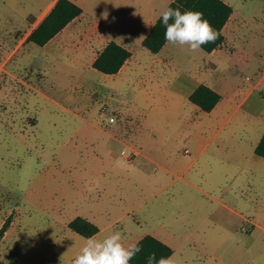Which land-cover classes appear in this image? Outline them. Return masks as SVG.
I'll return each mask as SVG.
<instances>
[{
  "label": "rangeland",
  "instance_id": "374dc122",
  "mask_svg": "<svg viewBox=\"0 0 264 264\" xmlns=\"http://www.w3.org/2000/svg\"><path fill=\"white\" fill-rule=\"evenodd\" d=\"M52 1L0 0V62L13 51L0 65V264H73L78 216L125 248L158 236L175 264H264V159L251 150L264 82L248 92L264 73V0H226L213 55L141 45L172 0H75L81 16L44 46L24 42ZM111 41L131 54L121 79L92 67ZM206 79L227 104L218 115L184 94Z\"/></svg>",
  "mask_w": 264,
  "mask_h": 264
},
{
  "label": "trees",
  "instance_id": "16d2710c",
  "mask_svg": "<svg viewBox=\"0 0 264 264\" xmlns=\"http://www.w3.org/2000/svg\"><path fill=\"white\" fill-rule=\"evenodd\" d=\"M166 8H178L182 14L186 11L203 14L202 19L207 20L212 29L218 33L215 42L201 45L203 51L210 53L223 44L225 38L222 29L233 12L232 7L223 0H172ZM82 12V8L70 0H55L47 13L25 37L24 42L44 46ZM169 23H173V20L170 19ZM165 31L166 28L160 14L143 38L141 45L149 52L157 54L167 43ZM129 58L130 52L126 48L111 41L97 54L92 67L103 74L113 75L119 72ZM220 98V94L216 91L204 84H199L189 95L188 100L201 111L210 112L220 101ZM254 153L256 156L264 158V132ZM9 223L10 220L7 219L0 228V238ZM68 228L84 238L94 237L99 232V228L94 223L81 216L71 220L68 223ZM134 245H137L141 251L129 261V264H147L148 256L151 253L156 254L157 260L161 257L168 259L173 253L170 246L151 235L143 236Z\"/></svg>",
  "mask_w": 264,
  "mask_h": 264
},
{
  "label": "clouds",
  "instance_id": "9594fccd",
  "mask_svg": "<svg viewBox=\"0 0 264 264\" xmlns=\"http://www.w3.org/2000/svg\"><path fill=\"white\" fill-rule=\"evenodd\" d=\"M202 13L181 11L166 8L161 13L162 23L166 28L165 40L172 45L181 47L187 45L189 51H200L201 45L213 43L217 39L216 33L207 20L202 19ZM173 23H169V20ZM145 38L141 37L140 39ZM85 239V238H82ZM141 249L137 245L125 248L121 243V233L116 232L103 240L95 237L85 239L80 254L76 256L73 264H129ZM170 264V259L156 258L155 253L148 256L147 264Z\"/></svg>",
  "mask_w": 264,
  "mask_h": 264
},
{
  "label": "crops",
  "instance_id": "0c3cea01",
  "mask_svg": "<svg viewBox=\"0 0 264 264\" xmlns=\"http://www.w3.org/2000/svg\"><path fill=\"white\" fill-rule=\"evenodd\" d=\"M55 0H53L52 2H51V4H50V7L52 6V4H53V2H54ZM70 1H72V2H74V3H76V1L75 0H70ZM224 2H226L227 4H228V2L226 1V0H223ZM49 10V9H48ZM162 12H163V10H162ZM161 12V13H162ZM83 13V12H82ZM160 13V14H161ZM160 14L157 16V18L160 16ZM81 16V15H80ZM232 16H233V12H232V14L230 15V17H229V19H228V21L226 22V24L224 25V27H223V29H222V33H223V35H224V42H223V44L220 46V47H218V48H216V49H214V50H212L210 53H208L209 55H213V54H215L218 50H220L221 49V47L222 46H225V42L227 41V38H226V36H225V34H224V30H225V28L227 27V25H228V23H229V21L231 20V18H232ZM79 17V16H78ZM77 17V18H78ZM156 18V19H157ZM76 19V18H75ZM74 19V20H75ZM73 20V21H74ZM39 21V20H38ZM38 21H34L33 20V18H29V20H28V22H29V24L30 25H32V27L29 29V31L27 32V34H26V36L29 34V32L35 27V25L37 24V22ZM73 21H71V22H73ZM70 22V23H71ZM155 22V21H154ZM69 23V24H70ZM68 26V25H67ZM25 36V37H26ZM25 39V38H24ZM48 43V42H47ZM46 43V44H47ZM19 45V44H18ZM15 49H17V47L15 48ZM11 54H13V51L8 55V56H10ZM8 56L5 58V60L3 61V62H0V65H4L5 64V61H6V59L8 58ZM130 56H131V54H130ZM130 59V58H129ZM129 59L125 62V64L122 66V68L119 70V72L118 73H116V74H113V75H111L113 78H115V77H117L118 79H121V78H123L125 75L123 74L122 75V70H123V67L127 64V62L129 61ZM244 60V62H246L247 60H245V58L244 59H240L239 60V62H242ZM3 69V68H2ZM246 79H248V80H251V79H249V77L247 76L246 77ZM187 83H189L188 81H186ZM264 82V73L263 74H259V76L256 78V82H254L252 85H251V88H250V90L248 91V92H252L259 84H261V83H263ZM199 84H204V85H206V86H208L209 88H211L212 90H214V91H216L218 94H220V92L218 91V89H217V86H216V84L213 82V81H211L210 79H206V80H200L199 82H196V83H192V84H189L190 86H186V88H183V90L185 91L184 92V94H185V96L188 98L189 97V95L193 92V90H194V88L195 87H197ZM152 85V84H151ZM150 85V86H151ZM185 87V86H184ZM176 89H177V92H178V84L176 85V87H175ZM146 91H148V89L146 90ZM220 96H221V98H220V101L216 104V106L210 111V112H205V113H210V114H214V115H218L220 112H221V110H223L224 108H225V106H227V104L225 103V101H224V96L222 95V94H220ZM194 105V104H193ZM195 106V105H194ZM195 108H196V110H199V111H201L197 106H195ZM201 112H204V111H201ZM263 132H264V128H261L260 130H258V133H256V135H255V137H254V139H253V142L251 143V150H252V153L253 154H255L254 153V150H255V147H256V145L258 144V142L260 141V139H261V137H262V135H263ZM210 141L211 140H205V144L202 146V148H201V150H200V152L201 151H204V150H206L207 148H208V146L210 145ZM216 151V150H215ZM239 154H240V159H246L247 158V155L243 152V150H239V152H238ZM140 154L142 155V153L140 152ZM255 158H257V159H255ZM258 158H261V157H252V160L255 162V163H257V164H259V159ZM262 159H264V158H262ZM147 160H150L151 162L150 163H155V162H153L152 161V159H150V158H148ZM261 162H264V161H261ZM175 168H177L178 169V167L176 166ZM174 167H172V166H170V167H164V169H163V172L165 173V176L167 177V176H175L176 177V180H178V173H177V170L175 169ZM200 192L201 193H204L202 190H200ZM223 205V204H222ZM84 218V217H83ZM87 220H89L88 219V217H85ZM90 221V220H89ZM92 222V221H91ZM92 223H94V221L92 222ZM95 224V223H94ZM96 225V224H95ZM255 225V224H254ZM97 226V225H96ZM101 232V230L99 229V232L97 233V234H99ZM96 234V235H97ZM95 235V236H96ZM154 237H156V238H158L159 240H161L162 242H164V240H162L160 237H158V236H154ZM141 239V238H140ZM139 240V239H138ZM138 240H136L132 245H134ZM165 243V242H164ZM166 244V243H165ZM173 250V249H172ZM175 254H176V252L173 250V253H172V255L168 258V259H170V264H175V263H177V260H178V258L177 259H175Z\"/></svg>",
  "mask_w": 264,
  "mask_h": 264
},
{
  "label": "built area",
  "instance_id": "2783aa9c",
  "mask_svg": "<svg viewBox=\"0 0 264 264\" xmlns=\"http://www.w3.org/2000/svg\"><path fill=\"white\" fill-rule=\"evenodd\" d=\"M138 153L136 151H132L131 154L129 155V157H134V156H137Z\"/></svg>",
  "mask_w": 264,
  "mask_h": 264
}]
</instances>
